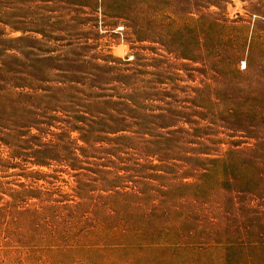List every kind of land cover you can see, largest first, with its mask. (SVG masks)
<instances>
[{"label":"rangeland","instance_id":"obj_1","mask_svg":"<svg viewBox=\"0 0 264 264\" xmlns=\"http://www.w3.org/2000/svg\"><path fill=\"white\" fill-rule=\"evenodd\" d=\"M0 264H264V0H0Z\"/></svg>","mask_w":264,"mask_h":264}]
</instances>
